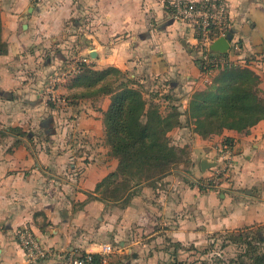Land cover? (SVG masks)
<instances>
[{"label": "crops", "instance_id": "1", "mask_svg": "<svg viewBox=\"0 0 264 264\" xmlns=\"http://www.w3.org/2000/svg\"><path fill=\"white\" fill-rule=\"evenodd\" d=\"M219 1L230 10L226 56L260 77L264 95V0ZM0 8L8 49L0 56V264H27L16 236L24 227L48 248L96 254L103 264L124 259L126 264H157L154 257L169 253L159 246L164 239L199 246L214 235L264 226V120L245 133L225 130L203 138L195 132L186 115L189 100L211 87L220 72L201 70L195 29L175 20L163 0H1ZM75 40L77 58L94 69L116 68L136 85L156 82L159 91L169 89L166 101L177 102L182 113L181 125L169 138L192 128L193 140L186 146L193 174L209 178L202 161L217 162L229 139L233 167L222 187H198L185 179L188 173L177 178V169L135 187L128 200H98L97 185L118 168V160L102 145L103 114L111 97L93 108L74 105L79 120L65 124L52 105L56 117L51 125L23 104L40 84L35 76L25 80L23 64L38 67L43 52L46 68H54L64 60L60 48ZM50 92L52 98L59 90ZM170 108L160 111L167 114ZM38 126L51 135H35ZM75 126L89 134L81 152L75 151L76 137L70 139L69 127ZM108 246L109 255L104 253ZM40 264L69 263L53 257Z\"/></svg>", "mask_w": 264, "mask_h": 264}, {"label": "trees", "instance_id": "2", "mask_svg": "<svg viewBox=\"0 0 264 264\" xmlns=\"http://www.w3.org/2000/svg\"><path fill=\"white\" fill-rule=\"evenodd\" d=\"M2 30L0 8V56L8 51ZM77 65L78 73L68 86L71 90H83L76 96L82 99L111 96V105L103 114L104 144L118 160V168L97 185L98 200H128L132 189L162 179L182 162L184 151L172 145L169 138V133L181 125L182 113L177 106H171L167 114L158 106H149L143 93L132 87L135 81L119 69L97 71L87 62ZM200 68L206 71L202 63ZM216 71L220 73L213 85L196 92L189 100L186 115L195 132L203 138L220 135L225 130L249 132L264 120L260 77L233 61ZM113 76L116 80L110 79ZM224 145L230 150L233 146L229 139ZM90 257V264H103L102 256L90 254Z\"/></svg>", "mask_w": 264, "mask_h": 264}, {"label": "rangeland", "instance_id": "3", "mask_svg": "<svg viewBox=\"0 0 264 264\" xmlns=\"http://www.w3.org/2000/svg\"><path fill=\"white\" fill-rule=\"evenodd\" d=\"M1 3V0H0ZM76 41V40H75ZM64 47V49H62ZM61 47L60 49L63 50V58L64 60L57 61V65L54 66V68H46V54L43 52L41 53V62L37 63L39 66H31L29 62H26L23 64V73L25 76V80L28 81L29 79H33L37 77L40 81L39 87L32 92V95L30 98L24 99L23 104L24 106H33L34 110L38 112L39 115L42 116V119H47V123L54 122L53 118L56 117L52 114V110L56 111L57 115L60 117L59 120H63L62 123L65 124V122H71V120L78 121V117L80 116V111L76 112L77 110L74 109V105L77 104L78 107H83L84 105H88V108H93V106H99L102 105L105 100L104 98L108 96H100L96 97L93 96V98H79L75 94L82 93L83 90H70V92H66L65 88L70 86L72 84L73 76H75L78 72L72 73V68L75 67V64L82 61L77 58V55L75 54L79 43L76 41L75 44H67ZM199 50V48H198ZM39 57V58H41ZM88 58V57H87ZM88 60V59H87ZM53 69V70H51ZM96 70V69H94ZM71 71V73H70ZM101 71V70H97ZM57 73V75L55 74ZM35 76V77H33ZM52 77V81H49V78ZM60 78V82L56 79ZM110 79L116 80V77L113 76ZM130 79V78H129ZM119 82L122 81L118 79ZM133 80V79H131ZM135 80H133L134 82ZM156 82L147 83L145 86H139L135 85L132 87H136L139 89L142 93H148L149 94V100L148 102L149 106H158L160 110H164L167 106H176L177 102L171 101L170 104L166 101L165 97L169 95V89L165 88L166 92L164 93L163 90L159 91L161 87L158 84H155ZM63 85V86H62ZM49 86V90L47 87ZM62 86V87H60ZM58 88L59 92L55 93V96H52L50 98L49 96L52 95V92H50L53 88ZM43 89L44 91L41 92L40 90ZM75 95V97H73ZM144 95V94H143ZM111 97V96H109ZM50 98V99H49ZM25 101V103H24ZM28 104V105H27ZM79 104V105H78ZM50 105L52 107L50 108ZM179 105V104H178ZM67 107H72L68 110ZM49 108V109H47ZM54 108V109H53ZM58 111V112H57ZM63 111V112H61ZM73 111V112H72ZM84 111V110H83ZM88 113V112H87ZM164 114V113H163ZM52 125V123H51ZM63 126V125H62ZM39 127V126H38ZM35 128L34 133L35 135L38 133L41 138L47 137L51 134H46L44 127L41 128ZM71 132L70 137L75 136L77 144L75 151L81 152L85 150V146H87L86 142H88V139H86L89 134H84V132H81L79 129L76 130L75 127H69ZM189 130H183L178 133H172L171 134V144L175 147H178V149L184 151L183 160L178 164V166L175 167L174 170H177V178L182 179L184 174L188 173L189 178L187 179L188 183H193L194 185L198 187H203L210 190H218L219 187H222V185L225 183L226 178H229V174L231 173L232 167H230L227 172H224L222 177H215L213 175H216L217 170L219 167H222L221 165H225V162H223V156L220 157L218 160L217 158V165L213 168L208 169V176L209 178H204L203 176H198L193 174V164L189 165V150L186 145H188L192 140L193 137L191 136ZM55 131V130H54ZM37 134V135H38ZM69 135V134H68ZM85 136V137H84ZM73 140V137L70 138ZM102 139V138H101ZM105 140V135L104 139ZM95 144L93 146L98 147L101 144L94 142ZM105 145V144H102ZM99 148V147H98ZM223 150V149H222ZM221 150V151H222ZM221 155L222 152H220ZM188 162V163H187ZM197 162V160H196ZM233 163V162H231ZM197 167L196 169H198ZM184 172V173H181ZM206 172V171H204ZM159 246H164V248H161L163 251L164 249L168 248L169 253L166 254H160L154 259L156 260L157 264H264V258H260L264 256V226L256 227L254 229H245L243 231L237 232V233H229V234H220L214 235L213 237H210L209 241L207 243H204L203 245L195 246L194 244H188L181 246L180 244L172 243L170 241H166L164 239L163 244ZM128 260H130L128 258ZM114 261V260H113ZM117 261V260H115ZM113 262L114 264L116 262ZM119 264H126L125 259L124 262L120 261Z\"/></svg>", "mask_w": 264, "mask_h": 264}, {"label": "built area", "instance_id": "4", "mask_svg": "<svg viewBox=\"0 0 264 264\" xmlns=\"http://www.w3.org/2000/svg\"><path fill=\"white\" fill-rule=\"evenodd\" d=\"M165 8H167L173 18L182 23L190 25L195 29L197 34V44L201 53V61L206 69V73H212L225 64L231 62L226 55L214 53L211 50L212 44L220 35L226 37L230 28V10L227 3L219 0H163ZM80 62H86L82 60ZM79 63V62H78ZM77 63V64H78ZM72 68V73L78 72V65ZM70 71V73H71ZM222 156L225 165H221L215 176L222 177L224 172L233 166V158L231 150L223 148ZM17 240L25 252L27 264H40L44 261L56 257L59 260L68 262L69 264H90V254L86 256L77 255L73 250L66 249L57 251L44 246L29 228H22L17 231ZM105 254H111V247H106Z\"/></svg>", "mask_w": 264, "mask_h": 264}, {"label": "water", "instance_id": "5", "mask_svg": "<svg viewBox=\"0 0 264 264\" xmlns=\"http://www.w3.org/2000/svg\"><path fill=\"white\" fill-rule=\"evenodd\" d=\"M231 36L227 35L226 37L219 38L216 40L212 46L211 50L214 53L220 54V55H227L229 49H230V41H231ZM186 45V44H185ZM4 97L6 98H11L12 95L9 93H1ZM217 165V162H211L208 160H203L201 163V167L203 171H207L209 168H213Z\"/></svg>", "mask_w": 264, "mask_h": 264}]
</instances>
